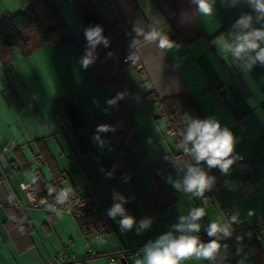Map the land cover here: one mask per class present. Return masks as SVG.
<instances>
[{
	"label": "crops",
	"instance_id": "0c3cea01",
	"mask_svg": "<svg viewBox=\"0 0 264 264\" xmlns=\"http://www.w3.org/2000/svg\"><path fill=\"white\" fill-rule=\"evenodd\" d=\"M32 1L10 0L1 14L18 13ZM56 2L72 35L69 46L62 50L50 44L38 46L31 34L30 45L38 47L30 54L4 49L2 55L11 75L0 76V151L10 142L16 143L17 149L0 152V264H43L55 253L74 255L77 261L72 264H137L150 240L168 231L179 236L181 233L171 226L194 207L203 208L206 215L200 221L201 231L187 234L199 235L205 243L219 239L220 249L212 260L190 258L182 264H264V231L256 243L251 238L233 241L221 233L208 237L205 230L212 221L223 226L225 208L248 224L264 217V62L255 58V52L238 57L218 45L224 38L231 40L229 31H240L234 25L244 15L253 16L246 31L264 28V16L254 11L251 0H215L210 17L198 12L195 0ZM89 3L98 7L104 23L99 36L92 39L81 32L77 14ZM151 29L155 37L167 36L172 47L160 48L154 39L135 46L131 43ZM129 52L136 54V65L122 62ZM13 79L18 87L9 83ZM112 85L129 113L132 122L128 125L105 112ZM2 87L7 88V96ZM149 95L159 102L187 96L203 120L219 122L222 129L232 133L228 172L200 165L214 178L206 189L212 192L211 205L205 207L201 197L183 193L186 162L168 169L161 178L139 176L145 165L180 153L175 137L165 134V118L159 107L147 102ZM61 99L79 112L95 153L85 157L77 153L66 133ZM106 117L112 131L109 138L98 122ZM38 154L44 157L43 164L38 162ZM238 156L252 163L242 179ZM115 165L122 171L119 193L101 199L109 233L97 239L83 237L65 211L33 209L19 186L36 181L47 184L61 173L65 185L81 193L93 183L92 175L103 181L106 170ZM177 182L181 187H175ZM144 193L147 197L162 195L165 211L157 213L149 202L143 205L139 195ZM117 204L124 215L135 218L131 229L121 230L122 214L109 217ZM142 219L151 220V226L142 229ZM87 251L102 255L131 252L132 256L108 263L103 257L84 259Z\"/></svg>",
	"mask_w": 264,
	"mask_h": 264
},
{
	"label": "clouds",
	"instance_id": "9594fccd",
	"mask_svg": "<svg viewBox=\"0 0 264 264\" xmlns=\"http://www.w3.org/2000/svg\"><path fill=\"white\" fill-rule=\"evenodd\" d=\"M254 5V11L264 16V0H251ZM198 12L205 17L213 14V5L215 0H195ZM253 16L244 15L238 19L234 25L240 29L238 33L233 34L231 31L228 37L218 42V45L225 52H230L235 56L255 52V58L264 62V28H251ZM99 36V30L89 32L88 37L92 39ZM146 39L151 38L158 40L160 48H171L173 42L167 36L154 37L149 33ZM87 65L88 61H84ZM182 144L185 152L190 156L192 162L185 164L186 175L183 179V193L191 194L192 197H201L206 189L212 186L213 177H209L200 165L206 164L208 169L218 167L222 173H227L232 164L231 159H227L233 150L232 133L226 128L222 129L219 122L211 119H193L189 117L185 121V129L182 136ZM176 188L181 187L177 182ZM70 189H62L58 198L59 203H63ZM122 214L123 219L119 221L121 230L131 229L134 225L135 218L124 215V209L117 204L109 212L110 218H115L117 214ZM206 213L203 208H191L187 215L178 217L179 223L171 227L179 231V236H174L172 231L162 233L154 241L150 240L141 250L142 259L137 264H182L186 259L194 258L196 260H212L214 255L220 249L219 239H210L207 243L202 242L198 235H189L187 233H199L201 231L202 219ZM151 220H141V228L147 229L151 226ZM208 237H216L218 233L230 235L227 227L221 226L217 221L210 222L206 227ZM139 232V229L137 230Z\"/></svg>",
	"mask_w": 264,
	"mask_h": 264
},
{
	"label": "trees",
	"instance_id": "16d2710c",
	"mask_svg": "<svg viewBox=\"0 0 264 264\" xmlns=\"http://www.w3.org/2000/svg\"><path fill=\"white\" fill-rule=\"evenodd\" d=\"M77 14L82 23V29H81L82 33L96 32L97 30H101L104 27V23L100 16L98 7L92 3H89L83 8L79 9ZM149 33H152L154 37L156 36L155 31L151 29L147 32V34L137 38L136 40H132L131 43L135 46L137 44L146 42L147 40L151 39V38L148 39L145 38L146 36H148ZM31 34H33V36L35 37L38 46L44 44H50L55 49L62 50L72 43V35L66 28L61 18L56 0H34L27 7H25L22 11L18 13L3 14L1 16L0 18L1 48L5 50L17 49L21 51L23 55H28L30 54V51L32 49L38 47L37 45H32V46L30 45ZM149 98H153L154 101L151 103L148 102ZM147 102L159 107L161 111V115L165 118V131L167 129H170L173 132L171 136L175 137V141L177 145L180 147L179 154H167V155L181 157L187 160L190 159L189 154L185 152L182 144V136L185 129V121L189 117L193 119L203 120L200 114L195 109L191 100L187 96L181 95L174 98L165 99L159 102L155 97L150 96L147 98ZM106 105L110 107L111 114L116 116L123 123V125H128V123L132 122L129 117V113L126 110L125 105L114 85L110 87V96L105 106ZM60 110L61 112H63L66 120V124H67L66 133L68 135V138L73 143L79 156L85 157L90 153H95L96 150L95 144L87 134L85 130V124L81 119V116L77 111V109L66 99H61ZM98 122L103 135L106 136L107 138L112 137L109 118L106 117L104 119L99 120ZM64 129L65 127L62 130ZM11 144L14 145V149L12 150L10 149ZM5 147L7 148V150L3 152L2 149ZM16 149H17L16 143L10 142L6 146H3L0 152L2 154H5L8 152L16 151ZM36 158L38 162L41 164L45 162L44 157H42L40 154H38ZM181 163H179L175 167H178ZM239 177H240V173H239ZM151 178L156 179V178H161V176L151 177ZM56 180H61L65 184V179L63 177V174L58 173L57 176H55L54 179L47 184H43L40 181H36L30 186L33 189L37 198H42V197L48 198V196L50 195V187L52 186V183H54ZM90 181H91V177H90ZM92 185L93 183H90L86 188ZM118 189H119V184H118ZM108 194H112V193H108ZM146 195H147L146 193H144L143 195H139L143 205L145 204V202H149V204L154 206V210L157 213L165 211L166 203L164 202V198L162 197V195L153 194L150 195L149 197H147ZM223 210L224 209H222V211Z\"/></svg>",
	"mask_w": 264,
	"mask_h": 264
},
{
	"label": "built area",
	"instance_id": "2783aa9c",
	"mask_svg": "<svg viewBox=\"0 0 264 264\" xmlns=\"http://www.w3.org/2000/svg\"><path fill=\"white\" fill-rule=\"evenodd\" d=\"M122 62L136 65L137 56L134 52H129L124 55ZM153 101V98L148 99V102L150 103ZM105 111L108 115L111 114L108 105L105 106ZM60 127L61 129L64 128L63 125ZM165 134L171 136L173 132L170 129H167ZM10 149H14L13 144L10 145ZM6 150V147L2 149L3 152ZM181 162L188 163L187 159L165 155L160 157L157 162L145 165L139 173V176L144 179L161 176L168 169L177 166ZM236 163L239 169L240 178L242 179L244 173L252 167V163L245 161L241 156L236 158ZM255 165L257 166L259 163H256ZM183 175H186V170L183 171ZM121 177L122 171L118 165H115L106 170L105 181H100L92 175L91 181L93 182V185L89 186L81 193L69 188L63 183V181L56 180L50 187V195L48 198H37L29 184H20L19 186L32 208L46 211H65L71 215L83 237L97 239L109 233V222L107 221L105 213L101 209V199L108 193H112L113 195L119 193L118 184ZM62 189H70V191L64 202L59 203L58 198ZM212 202V192L206 190L203 196H201V203L203 206L207 207L211 205ZM222 219L223 226L228 228L230 235L225 236L222 232L221 234L227 239L237 242H240L245 238H251L256 242L261 240L262 231H264V217H257L252 223L248 224L242 220H237L229 209H224L222 211ZM199 237L202 242H204L203 238L201 236ZM131 256V252L102 255L87 251L84 254V259L103 257L108 263H110L116 259H126ZM229 256L232 257L233 255ZM76 261L77 258L74 255L66 257L62 253H55L50 255L43 264H72Z\"/></svg>",
	"mask_w": 264,
	"mask_h": 264
},
{
	"label": "rangeland",
	"instance_id": "374dc122",
	"mask_svg": "<svg viewBox=\"0 0 264 264\" xmlns=\"http://www.w3.org/2000/svg\"><path fill=\"white\" fill-rule=\"evenodd\" d=\"M9 2H10V0H0V18H1V16H2V14H1L2 9H3V8L5 7V5H7V3H9ZM4 51H5V50H4L3 48L0 47V76H1V77L6 76L7 78H9V76H10L11 74H9V73L7 72V68H8V67L4 66V65H3V62H2V55H3V52H4ZM7 80L9 81V79H7ZM8 81H7V86H8ZM9 83H10V84H13V86H17V87L19 86V84L15 83L14 79L11 80ZM2 90H3V94L7 96V88L5 89L4 87H2ZM0 95H1V94H0Z\"/></svg>",
	"mask_w": 264,
	"mask_h": 264
}]
</instances>
